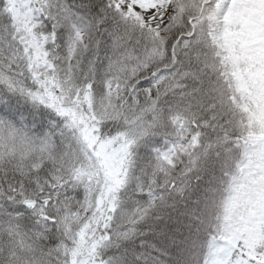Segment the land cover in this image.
Instances as JSON below:
<instances>
[{
    "label": "snow or ice",
    "instance_id": "snow-or-ice-1",
    "mask_svg": "<svg viewBox=\"0 0 264 264\" xmlns=\"http://www.w3.org/2000/svg\"><path fill=\"white\" fill-rule=\"evenodd\" d=\"M0 264H264V0H0Z\"/></svg>",
    "mask_w": 264,
    "mask_h": 264
},
{
    "label": "clouds",
    "instance_id": "clouds-1",
    "mask_svg": "<svg viewBox=\"0 0 264 264\" xmlns=\"http://www.w3.org/2000/svg\"><path fill=\"white\" fill-rule=\"evenodd\" d=\"M5 135H6V133H5Z\"/></svg>",
    "mask_w": 264,
    "mask_h": 264
}]
</instances>
